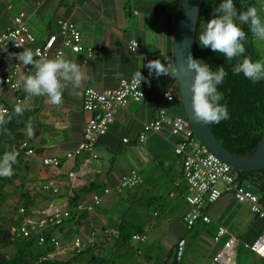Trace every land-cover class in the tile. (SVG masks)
<instances>
[{"label": "crops", "instance_id": "obj_1", "mask_svg": "<svg viewBox=\"0 0 264 264\" xmlns=\"http://www.w3.org/2000/svg\"><path fill=\"white\" fill-rule=\"evenodd\" d=\"M5 1L12 3L13 8L7 9L4 3L0 6V30L13 26L14 16L25 11L26 24L38 42H43L51 33L57 32L56 21L66 18L81 28L85 48L80 53L66 51L63 55L82 66L86 79L76 89L78 95L71 94V86L65 90L60 108L49 105L46 97L29 96L22 87L18 92L5 87L1 71L5 64L13 62L14 56L10 47L0 55V91L4 102L15 104V99L22 96L24 110L29 113L34 110L33 134L28 142L36 154L26 156L31 162L30 174L39 184L41 199L40 204L31 209L32 215H27L21 223H27L36 233L51 232L65 251L72 252L76 251L77 237L81 239V249L101 244L117 246L119 225L122 218L127 217L142 227L147 239L135 244L131 239L126 247H119L120 253L115 259L106 255L112 259L109 264H222L213 262L218 251L214 236L219 225L226 226L229 233L239 239L240 245L252 243L264 234V217H257L250 211L249 204L240 203L229 194L221 197L223 201L220 198L207 206L205 212L211 222L200 221L192 230L187 229L184 214L189 208L185 200L189 187L182 178V159L173 148L178 137L166 128L160 133L149 134L145 142L138 140L144 122L156 116L159 104L167 106L172 114L178 112L173 103L163 97L164 91L173 86L170 76L157 78L153 74V88L146 97L131 102L116 114L108 132L98 140V158L87 152L73 160L65 158V154L75 149L84 137L90 113L83 109L82 95L88 85L99 89L115 88L121 78L134 76L138 70L143 75L149 73L143 65L151 60L167 63V58L174 63L173 27L180 0ZM252 2L264 20V0ZM132 40L138 42L135 50L130 48ZM60 43L61 38L56 46ZM87 47L93 49V56L84 64L82 58ZM34 71L32 68L28 74ZM45 155L58 156L63 160L62 165L58 168L43 165ZM131 170L142 175L143 184L132 189L120 187V177ZM69 171H75L77 177H69ZM45 183L58 188V192L44 190ZM106 187L110 192L104 193ZM79 189L85 192L77 204L90 202L92 194L99 192L102 194L101 205L91 213L79 212L77 204L72 205L69 199ZM62 210H70V219L63 225L53 226L49 222L50 216ZM26 212L25 209L23 214ZM155 229L173 231L172 244L165 247L159 243L152 250L147 248L148 245L143 246L141 243L150 240L149 235ZM180 239L186 240V248L178 261L176 251ZM251 252L246 264H264V258Z\"/></svg>", "mask_w": 264, "mask_h": 264}, {"label": "built area", "instance_id": "obj_2", "mask_svg": "<svg viewBox=\"0 0 264 264\" xmlns=\"http://www.w3.org/2000/svg\"><path fill=\"white\" fill-rule=\"evenodd\" d=\"M5 4L6 8L11 10L12 3L0 0V6ZM27 14L20 11L13 18V26L0 30V55H3L8 47L13 53H19L24 48H30L35 57L40 56L48 58L56 55H64L66 51L80 53L85 50L83 45V35L81 28L77 23L66 18H59L57 23V32L51 33L46 40L38 42L35 34L26 24ZM61 38L60 46H56ZM138 47L136 40L131 41L130 48L135 50ZM86 55L82 58V63L87 64L93 56V49L86 48ZM19 61L14 57L13 62L5 64L2 68V84L13 92H18L21 87L17 85L19 76L22 73H29L31 65L26 67L17 65ZM144 77L150 80V84L142 81L141 84L134 76L123 77L120 79L117 87L99 89L88 85L82 95L83 109L90 113L85 128L83 140L78 146L65 154L67 160H73L84 152L90 153L93 158H98L97 144L101 136L105 135L115 120L116 114L126 108L131 102L142 101L147 93L153 88L154 76L145 73ZM167 93H170L172 99L169 100ZM163 97L166 101L173 103L176 95L172 89L167 88ZM24 97L18 96L16 101L23 102ZM0 110H6V115L10 113V107L3 100V93L0 91ZM5 115V116H6ZM169 129L170 133L177 136L178 139L173 143L174 152L182 159V178L189 187L185 200L188 204V210L184 214V222L188 230H192L200 221L211 222L210 216L205 212L207 206L219 200L226 194L232 195L238 202L249 204L250 211L260 217H264V205L260 202L258 195L247 186L241 184L236 177L234 167L228 162L222 160L218 155L210 150L195 134L189 126L187 116L179 113L172 114L164 104L157 106L156 116L144 122L141 132L138 135L140 142H145L151 133H160L164 129ZM128 141V139H125ZM20 149L25 151L26 155H35V150L30 147L27 140L20 144ZM42 163L45 166L58 168L63 160L58 156L45 155L42 157ZM69 177L76 178L75 171H69ZM144 179L137 170H131L120 177L119 185L122 188L132 189L143 184ZM176 184H178L176 182ZM221 184L223 187H220ZM44 190L58 192V188L49 183L43 184ZM104 193L110 192V188L103 189ZM102 203V194L94 192L90 202H80L76 205L79 212H93ZM24 212L25 208H21ZM71 217L70 210L54 212L49 222L53 226L63 225ZM32 228L27 223H21L15 234L19 237H28L32 233ZM135 241H145V233H135L132 236ZM46 241L42 235L39 239L40 244ZM51 243L56 246L60 244L59 240L52 238ZM214 243L218 246V251L213 257L214 263L236 264L237 249L239 239L230 234L227 227L219 225L217 233L214 236ZM244 246L260 257L264 258V234L252 243H245ZM186 240L180 239L177 243L176 259L180 261L184 255ZM76 251L81 250V239H75ZM200 264H207L201 262Z\"/></svg>", "mask_w": 264, "mask_h": 264}, {"label": "trees", "instance_id": "obj_3", "mask_svg": "<svg viewBox=\"0 0 264 264\" xmlns=\"http://www.w3.org/2000/svg\"><path fill=\"white\" fill-rule=\"evenodd\" d=\"M222 2L223 0H204L196 32L195 59L207 63L212 67L213 71H217L219 66H224L227 76L223 83L218 85V91L223 94V99L220 103L227 105L230 118L221 121L219 124H210V126L227 148L243 154L252 150L263 136L264 80L253 83L245 78L242 73L239 75L233 73L236 63L244 57L228 61L222 54L213 52L210 48H202L200 46L199 35L205 30L204 22L210 21L213 18L214 9ZM246 2L247 0H234L238 12L247 10ZM242 27L249 34L244 42L246 48L244 56L256 61L258 53L252 34L248 30V25H242ZM173 61L175 63V58H173ZM172 84L176 87L175 89H173L172 85L169 87L176 95V100L173 102L174 108L178 110L177 113L186 116L179 97L176 78H173ZM6 104L10 107V113L5 118L7 119L8 116H12V120L9 124L0 128V149H2L4 143H7L9 146L7 151L15 149L19 152V156L18 164L14 165L15 174L11 178H0V191L4 183L21 179L24 176V166L27 160L25 151L20 149V144L25 140H29L26 126L30 119L32 123L35 120L34 110L30 111V113L24 110L22 116H16L14 115L15 104ZM234 172L237 180L254 191L258 195L260 202L264 205V169L244 171L234 168ZM83 192H85L84 189L73 192V195L69 197L72 205H76L79 202V198ZM29 203L30 205L32 204L31 201H28L26 204ZM16 223L15 220H7L4 216L0 215V245L13 246V251L9 255L0 252V264H76L82 256L87 254L91 255L89 264H109L110 260H112L107 257H100L93 252L102 244L75 251V255L66 260L52 258L48 255L49 251L55 247L51 243L53 238L51 232L36 233L32 231L28 237H19L10 228V226L17 225ZM142 231V227L136 226L130 219L123 217L118 230V246L126 247L132 239L133 234ZM42 235L46 239L44 244L39 243Z\"/></svg>", "mask_w": 264, "mask_h": 264}, {"label": "clouds", "instance_id": "obj_4", "mask_svg": "<svg viewBox=\"0 0 264 264\" xmlns=\"http://www.w3.org/2000/svg\"><path fill=\"white\" fill-rule=\"evenodd\" d=\"M242 25H248V30L257 42H264V20L261 19L258 9L249 6L246 11L238 12L234 0H223L214 9L213 18L206 22L205 30L199 35V44L202 48H210L213 52L222 54L226 60L231 61L238 57L239 60L233 68L234 74H243L245 78L253 83L264 80V59L253 61L245 57V41L248 33ZM191 43V42H190ZM190 46V44H189ZM24 67L31 65L34 73L21 74L17 85L29 96L46 97V102L56 108L63 104V94L71 86V94L78 95L76 89L80 88L86 79V73L82 66L62 55L48 58L35 57L30 48H24L22 52L11 54ZM163 63L160 59H154L143 65L149 69V76L153 74L158 78L167 75L178 78L181 68L178 63ZM185 74L191 73L193 79L189 86L191 98L192 119L198 124H219L229 119V111L226 104H221L223 94L218 91V85L222 84L227 72L224 66H219L217 71L202 60L187 56V66L183 69ZM134 78L140 82L146 81L140 70L136 71ZM150 84V80H147ZM171 100L170 93L166 94ZM24 107L21 101L14 105V115L22 116ZM6 110H0V128L9 124L12 116L5 118ZM33 134L32 121L28 122V135ZM19 152L15 149L5 151L0 157V178H11L14 174V165L18 164Z\"/></svg>", "mask_w": 264, "mask_h": 264}, {"label": "water", "instance_id": "obj_5", "mask_svg": "<svg viewBox=\"0 0 264 264\" xmlns=\"http://www.w3.org/2000/svg\"><path fill=\"white\" fill-rule=\"evenodd\" d=\"M203 3L204 0H180L173 27L174 58L175 63H178L181 68L180 75L176 80L183 111L196 136L222 160L238 170L255 171L264 169V132L260 142L252 150L242 154L227 148L216 136L210 125L198 124L192 119L189 86L193 75L191 73L186 75L183 69L187 66L189 53L195 58L196 32Z\"/></svg>", "mask_w": 264, "mask_h": 264}, {"label": "rangeland", "instance_id": "obj_6", "mask_svg": "<svg viewBox=\"0 0 264 264\" xmlns=\"http://www.w3.org/2000/svg\"><path fill=\"white\" fill-rule=\"evenodd\" d=\"M255 6L257 5L252 2V0H247L246 5L247 8L250 6ZM258 9V7H257ZM206 26V22H204V27ZM255 47L257 49L258 57L257 60L264 59V42H257L254 37L252 36ZM8 144L4 143L2 146V149H0V157H2L3 153L7 151L8 149ZM26 165L24 166V176L21 179L14 180L9 183H4L1 191H0V215L4 216L5 219L7 220H15L17 225L15 226H10L12 231L15 233L18 225L23 222L24 218L31 214V209L38 206L40 204V199L41 196L39 195V184L35 180L31 174H30V169H31V162L29 161V158L26 156ZM220 187H223L221 184H219ZM224 198H221L220 201H223ZM28 201H31L32 204H26ZM21 207H24L26 209V215H24L20 209ZM248 212V210H247ZM159 232H161L159 234ZM175 236V233L171 230L169 231H164V229H155L153 233L149 235L150 240L147 242L141 243L143 246H147L149 250H152V248L161 243L165 247L170 246L173 242V238ZM117 240V239H116ZM158 240H160L158 242ZM60 242V241H59ZM133 243L135 244L136 241L134 240ZM148 250V251H149ZM13 251V246H2L0 245V252L5 253V254H11ZM100 257H106V255H111L115 259L116 256H118V253H120V248L119 246L112 245H105V246H100L97 248L95 251H93ZM252 254L251 250L244 247L243 244L238 246L237 249V264H246L250 258V255ZM50 257L53 258H59L61 260H66L72 256L75 255V251H65L62 244L60 243L58 246L53 247L51 251H49L48 254ZM90 254L82 256V258L79 260L78 263L76 264H89L90 263ZM34 264V263H32Z\"/></svg>", "mask_w": 264, "mask_h": 264}]
</instances>
